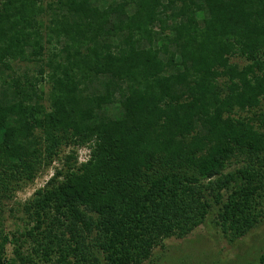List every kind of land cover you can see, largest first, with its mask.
I'll return each mask as SVG.
<instances>
[{
  "label": "trees",
  "instance_id": "trees-1",
  "mask_svg": "<svg viewBox=\"0 0 264 264\" xmlns=\"http://www.w3.org/2000/svg\"><path fill=\"white\" fill-rule=\"evenodd\" d=\"M263 128L264 0H0V211L69 148L9 264H37L31 238L57 264H139L215 205L250 227L264 173L202 180L263 150Z\"/></svg>",
  "mask_w": 264,
  "mask_h": 264
},
{
  "label": "rangeland",
  "instance_id": "rangeland-1",
  "mask_svg": "<svg viewBox=\"0 0 264 264\" xmlns=\"http://www.w3.org/2000/svg\"><path fill=\"white\" fill-rule=\"evenodd\" d=\"M236 61L241 64L244 63L241 59ZM260 130L261 134L264 135V128ZM68 150L69 148H63L58 158L40 169L33 180L22 182L19 187L13 190L10 198L4 200V210L0 211V242L3 236H7L9 240L4 244L3 258H1L0 264H9V259L15 256L16 244L12 240L13 235L17 231H22L27 224L23 221V203L38 188L47 183L57 168L63 166V158ZM246 154L245 157L242 153H238L219 174L206 178L202 182L208 184L210 180L229 176L230 173L245 166H250L264 173L263 167L259 166L264 162V149L257 152H246ZM77 156L79 162H86L90 157V151L86 147H81L77 151ZM165 167L166 169L169 167L185 169L181 163L174 165L168 163ZM227 191L222 190L224 195ZM257 208L260 213L258 214V221L253 225L251 224L250 227L243 226L234 231L226 228L230 221L226 222L220 216L221 208L216 205L212 206L202 223L184 235L175 234L165 238L162 243L154 246L151 255L139 264H258L261 255L264 253V204ZM34 243L32 238L26 241L22 248L24 254L29 253L35 257L37 264H57L56 256L49 260H43L36 256L35 250L29 246L30 244L35 245ZM16 262L20 264L17 260Z\"/></svg>",
  "mask_w": 264,
  "mask_h": 264
}]
</instances>
